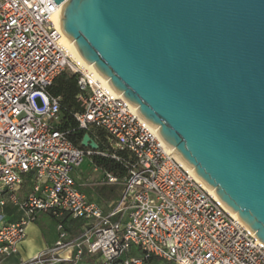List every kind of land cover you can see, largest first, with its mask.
Instances as JSON below:
<instances>
[{
    "label": "built area",
    "instance_id": "obj_1",
    "mask_svg": "<svg viewBox=\"0 0 264 264\" xmlns=\"http://www.w3.org/2000/svg\"><path fill=\"white\" fill-rule=\"evenodd\" d=\"M66 1L0 0V211L11 205L22 212L14 222L0 214V260L17 253L27 226L43 214L56 223L57 241L19 264H83L87 256L97 264H264V244L64 44L59 8ZM63 72L77 78L78 129L101 131L105 152L79 149L56 128L60 99L47 89ZM93 155H111L126 169L122 178L103 172L102 185L122 187L107 211L72 177ZM24 184L29 192L19 201ZM65 217L82 222L73 238Z\"/></svg>",
    "mask_w": 264,
    "mask_h": 264
},
{
    "label": "water",
    "instance_id": "obj_2",
    "mask_svg": "<svg viewBox=\"0 0 264 264\" xmlns=\"http://www.w3.org/2000/svg\"><path fill=\"white\" fill-rule=\"evenodd\" d=\"M59 27L264 244V0H67Z\"/></svg>",
    "mask_w": 264,
    "mask_h": 264
},
{
    "label": "trees",
    "instance_id": "obj_3",
    "mask_svg": "<svg viewBox=\"0 0 264 264\" xmlns=\"http://www.w3.org/2000/svg\"><path fill=\"white\" fill-rule=\"evenodd\" d=\"M78 92L77 78L75 75L68 72H63L58 75L47 89V93L50 96L60 99L59 123L56 125V128L59 131L66 133L67 138L77 148L84 150V148L81 147V140L86 133L78 129L75 120V115L81 111L77 102ZM87 135H89V137L92 138L97 144L99 152H105L107 147L103 143L104 136L101 131H97L94 134L88 132ZM116 154L121 158L126 157V154L121 151L116 152ZM88 158L90 159L93 168H96L100 172H107L119 178H122L126 175V169L120 162L114 160L111 155L106 157L93 155ZM106 187V185L96 187H79V190L84 192L87 196L95 194L97 196V200L106 204L112 200L106 198V196L103 194V191ZM63 226L64 230L69 234V237L73 238L79 234L82 222L65 217L63 219ZM155 263L156 260L152 258L145 261V264Z\"/></svg>",
    "mask_w": 264,
    "mask_h": 264
},
{
    "label": "crops",
    "instance_id": "obj_4",
    "mask_svg": "<svg viewBox=\"0 0 264 264\" xmlns=\"http://www.w3.org/2000/svg\"><path fill=\"white\" fill-rule=\"evenodd\" d=\"M95 174H96V176L91 177L92 180H94V182H89L90 178H88V179L81 178V180L74 179L78 189H79V187L102 186L101 180H102V177H103V172H100L98 170L97 172H95ZM28 192H29V187L27 186V184H24L21 187V189L19 190V192L17 193L18 200L22 201L28 195ZM87 197L91 201H93V202L97 203L98 205H100L103 208L104 211H107L109 206L113 202H115L114 200H111V201L107 202L106 204H104V203L100 202L99 200H97V196L95 194H91L90 196H87ZM0 214L3 216V218L4 217L7 218V220H6L7 222H14V221L19 220L22 217V212L19 211L17 208L12 207L11 205H7L4 209H2L0 211ZM68 219H71V218H68ZM36 222H37V219H36V221L34 223H32V224L27 226V228H26V237H25L24 241L19 245L17 253L15 255H13L12 257L4 260V261L0 260V264H19L20 262L26 261V260L32 258L33 256H35L36 254H38L39 252L44 251L47 248H49V247L54 245V243L57 241V236H58L57 230H56V233H55L54 238H53L52 241H47L36 252L28 253V255L25 258L21 257L20 251L24 249V247L26 245V242L30 239V237L32 235H35L39 231L38 226L36 225ZM55 225H56V223H55ZM97 261H98V257L97 256H87V261L84 262L83 264H97L98 263Z\"/></svg>",
    "mask_w": 264,
    "mask_h": 264
},
{
    "label": "rangeland",
    "instance_id": "obj_5",
    "mask_svg": "<svg viewBox=\"0 0 264 264\" xmlns=\"http://www.w3.org/2000/svg\"><path fill=\"white\" fill-rule=\"evenodd\" d=\"M93 165L88 157H84L80 166L73 170L72 177L74 179L81 180L89 179V182H94L91 177L96 176L95 172H93ZM121 186H107L103 194L106 198L112 199L115 202L118 201L121 197ZM114 203V202H113ZM7 218L4 217L3 221H6ZM36 225L38 226L39 231L30 237V239L26 242V245L23 250L20 251V255L22 258H25L28 253H34L38 249H40L47 241H52L54 235L56 233V225L55 223L46 215H40L37 218Z\"/></svg>",
    "mask_w": 264,
    "mask_h": 264
},
{
    "label": "bare ground",
    "instance_id": "obj_6",
    "mask_svg": "<svg viewBox=\"0 0 264 264\" xmlns=\"http://www.w3.org/2000/svg\"><path fill=\"white\" fill-rule=\"evenodd\" d=\"M64 44L67 46V47H69L70 49H72V52L74 53V54H76L77 56H79L80 57V55L78 54V52H77V50L74 48V45H73V43L72 42H69L66 38H64ZM212 191V190H211Z\"/></svg>",
    "mask_w": 264,
    "mask_h": 264
}]
</instances>
